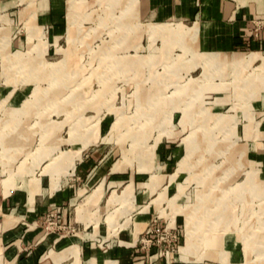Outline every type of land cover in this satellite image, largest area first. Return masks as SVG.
Wrapping results in <instances>:
<instances>
[{"label":"rangeland","instance_id":"obj_1","mask_svg":"<svg viewBox=\"0 0 264 264\" xmlns=\"http://www.w3.org/2000/svg\"><path fill=\"white\" fill-rule=\"evenodd\" d=\"M125 1L95 0L99 4L93 6L92 0H68V41L54 55H42L41 40V55L10 54L3 33L5 82L29 83L22 105L10 109L8 118L0 116L4 192L15 187V175H33L38 167L51 174L57 188L61 176L76 177L74 162L85 148V153H93L96 168L89 180L75 183L82 188L79 194L90 191L76 207L95 225L105 213L111 231L117 233L130 221L132 193L148 176L156 146L169 143L178 149L167 168L174 172L169 181L177 184L169 198L158 203L160 214L169 219L168 228L180 214V233L174 230L175 244H181L177 252L190 241L184 260L264 264V103L253 102L264 99V55L256 53L250 64L235 65L247 54L233 58L201 53L189 34L187 42L181 39V48L171 39L148 38L142 40L144 47L134 45L137 40L130 39V31L138 24L128 32L124 28L138 0H130L128 7ZM82 7L83 13H78ZM22 26L27 29L31 23ZM182 28L161 23L150 30ZM125 36L134 49H129L131 54L121 49L126 47ZM4 130L23 135L7 139L1 135ZM81 140L79 150H64ZM7 142L24 150L13 151ZM44 159L48 163L41 168ZM102 176L103 205L102 182L94 188ZM130 178L133 191L125 186ZM25 185L32 199L36 184L30 180ZM238 247L244 261L230 262Z\"/></svg>","mask_w":264,"mask_h":264},{"label":"crops","instance_id":"obj_2","mask_svg":"<svg viewBox=\"0 0 264 264\" xmlns=\"http://www.w3.org/2000/svg\"><path fill=\"white\" fill-rule=\"evenodd\" d=\"M67 2L68 0H5L0 4V17L4 16L5 20L3 27L0 24V116L4 119L10 116V109L19 108L27 99L25 89L29 83L14 86L13 83L5 82L1 66L3 33L8 37L7 46L4 47L10 54L21 52L27 56L41 55L42 49V55H54L57 48H62L63 42L67 44L68 41ZM129 2L130 0L125 1V6L128 7ZM92 3L93 6L99 4L95 0ZM133 8L131 20L124 31L133 30L132 26L138 24L137 30L130 31L134 32L130 39L137 40L134 45L140 43L144 47L142 40L148 38L171 39L173 46L181 48V39L187 42L189 37L186 35L189 34L193 35L192 46L201 53L232 57L238 54L245 56L251 52L264 55V0H138ZM83 9L84 7L78 13H83ZM27 22L31 26L23 28L22 25ZM161 23L181 24L183 28L181 31L151 32L153 25ZM188 27L193 28L186 30ZM33 28L35 33L31 32ZM124 38L126 47L121 48L124 53L129 49L134 50L130 48L131 43L127 42V37ZM39 40L43 42L41 48ZM131 53L129 51L128 54ZM262 98L254 99L253 102L264 103ZM21 114L19 118L26 119L23 117L26 113ZM1 132L5 138L23 135L15 133L16 130ZM8 144L11 143L7 142L6 147L13 151L24 147ZM81 145L82 140L76 142L74 147L64 150L75 152ZM2 149L0 145L1 156ZM177 153L178 149L169 143L156 146L152 164L147 169L148 176L143 181L139 180L143 175L136 176L139 183L135 187L136 192L132 193L130 221L120 227L117 233L111 231L105 220V213L100 215V220L95 225L87 222L84 216L86 212H79L76 207L77 203L84 202L90 191L79 194L82 188L76 187L75 183H79L80 179L89 180L96 168L95 160H92L93 153H85V148L80 152L81 158H76L74 162L72 172L76 177L61 176L57 188H53L51 174L41 173L38 167L33 175H15V187L5 193L4 179L7 174L2 172L3 159L0 160V264H212L204 260L174 257L181 244H175L173 252L162 256L157 253V246L146 241L147 238L155 237L154 232L147 233L149 228L169 227V219L160 214L158 201L169 198L171 191L176 189V180L169 181L174 172H168L167 168L172 167L171 160ZM46 163L48 162L44 159L40 167ZM103 178L102 176L94 182V188L101 182L103 184V196L99 201L101 205L106 198ZM30 180L36 184L32 199L30 190L25 185ZM127 185L134 190L135 182L132 178L127 180L125 186ZM88 209L86 210L90 211ZM50 213L56 215L50 218L52 224H48ZM134 222L138 223V230ZM180 227L181 218L177 214L174 226L170 228L180 233ZM229 261H244L241 247L231 253Z\"/></svg>","mask_w":264,"mask_h":264},{"label":"built area","instance_id":"obj_3","mask_svg":"<svg viewBox=\"0 0 264 264\" xmlns=\"http://www.w3.org/2000/svg\"><path fill=\"white\" fill-rule=\"evenodd\" d=\"M54 216L53 213L48 214V224H52L53 221L50 219ZM48 228V225L46 226ZM154 232L155 239L147 238L146 241L149 244H154L157 246V253L162 256H167L169 253L173 252L175 249V242L177 241V235L174 229L164 227L159 228L154 226L153 228H149L147 233ZM145 245V243H143Z\"/></svg>","mask_w":264,"mask_h":264},{"label":"bare ground","instance_id":"obj_4","mask_svg":"<svg viewBox=\"0 0 264 264\" xmlns=\"http://www.w3.org/2000/svg\"><path fill=\"white\" fill-rule=\"evenodd\" d=\"M191 33H193V32H191ZM256 57H257L256 53H254V52L248 53L242 60H240L239 62H236L235 65H237L238 63L241 64L242 66L248 65V64H250L251 61H253L254 59H256ZM189 245H190V241L187 242L186 246H184L183 248H180V250L175 254L174 257H178V258H181V259H183L184 257H186L187 256L186 254L189 251L188 250L189 249Z\"/></svg>","mask_w":264,"mask_h":264}]
</instances>
